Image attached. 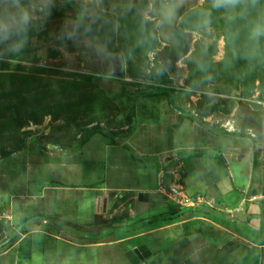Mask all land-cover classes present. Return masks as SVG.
Masks as SVG:
<instances>
[{
    "label": "rangeland",
    "instance_id": "obj_1",
    "mask_svg": "<svg viewBox=\"0 0 264 264\" xmlns=\"http://www.w3.org/2000/svg\"><path fill=\"white\" fill-rule=\"evenodd\" d=\"M180 3L189 45L175 60L151 0H0V20L9 22L0 29V212L8 215L0 255L27 222L51 224L36 210L47 192L96 202L131 248L195 247L199 229L212 236L211 200L179 205L166 194L176 186L197 197L183 181L185 150L221 141L264 154V35L252 36L264 25V0ZM157 62L167 78L152 72ZM146 191L165 208L140 217L154 210L141 205ZM261 257L264 264V249Z\"/></svg>",
    "mask_w": 264,
    "mask_h": 264
},
{
    "label": "crops",
    "instance_id": "obj_2",
    "mask_svg": "<svg viewBox=\"0 0 264 264\" xmlns=\"http://www.w3.org/2000/svg\"><path fill=\"white\" fill-rule=\"evenodd\" d=\"M218 144L216 148L201 146L196 153L185 150L183 175L190 195L200 194L211 200L212 207H209L217 216L211 219L214 235L207 237L205 229H199L195 239L191 234L192 242L200 241L195 247L189 241L182 245L168 241L170 248L166 250L169 248L173 254L162 251L161 244L144 243L142 245L151 253L146 264H162L164 259L167 264H181L187 260L193 264H263L264 154L261 150L246 153L243 148L230 149L221 141ZM202 152L206 155L199 156ZM219 153L223 155L222 161L212 159ZM146 192L148 200H143L141 205H151L154 210L149 213L143 209L140 217L165 208L156 204L159 199L156 194ZM60 195L45 193L36 210L51 224L27 222L18 232L22 238L0 255L1 264H131L126 255L140 245L131 248L132 242L118 237L117 232H123L124 227L115 229L107 221L102 222L103 209L98 208L96 202L84 204L85 195L75 202L66 200L64 193ZM74 206L77 210L70 211ZM59 220L66 222L57 225ZM229 243L233 245L228 251L225 246ZM158 250L163 253L154 254Z\"/></svg>",
    "mask_w": 264,
    "mask_h": 264
},
{
    "label": "water",
    "instance_id": "obj_3",
    "mask_svg": "<svg viewBox=\"0 0 264 264\" xmlns=\"http://www.w3.org/2000/svg\"><path fill=\"white\" fill-rule=\"evenodd\" d=\"M152 16L159 20L158 31L160 40L169 46L167 50L171 53V57L175 60L180 59L187 51L189 45L188 37L185 33L178 29V21L185 11L179 1L171 4L165 3L163 0H151ZM184 41V44H183ZM147 201L148 195H140V201ZM233 243L225 246V250H231ZM131 264H146L151 253L147 246H140L126 255ZM181 264H193L190 260Z\"/></svg>",
    "mask_w": 264,
    "mask_h": 264
},
{
    "label": "built area",
    "instance_id": "obj_4",
    "mask_svg": "<svg viewBox=\"0 0 264 264\" xmlns=\"http://www.w3.org/2000/svg\"><path fill=\"white\" fill-rule=\"evenodd\" d=\"M166 195L169 196L170 200H172L173 202L179 205H183V204L198 205L204 199L201 195H197L196 198L188 197L187 194L182 192V190L179 191V187L176 186L170 187L169 192ZM261 199L264 200V195L261 196ZM6 218H8V215L2 214L0 212V221Z\"/></svg>",
    "mask_w": 264,
    "mask_h": 264
},
{
    "label": "clouds",
    "instance_id": "obj_5",
    "mask_svg": "<svg viewBox=\"0 0 264 264\" xmlns=\"http://www.w3.org/2000/svg\"><path fill=\"white\" fill-rule=\"evenodd\" d=\"M16 5H19V0H15ZM235 3H237V0H216V6L220 7V6H225V5H234ZM14 15V14H12ZM19 22L23 23L24 25H27L29 22V16L27 15V13H24L20 16L19 18ZM9 28V22L7 19L5 20H0V29H3L4 31H7ZM261 35H264V25H256L255 28L253 29L252 32V36L255 37H259Z\"/></svg>",
    "mask_w": 264,
    "mask_h": 264
},
{
    "label": "trees",
    "instance_id": "obj_6",
    "mask_svg": "<svg viewBox=\"0 0 264 264\" xmlns=\"http://www.w3.org/2000/svg\"><path fill=\"white\" fill-rule=\"evenodd\" d=\"M156 70H159L160 75L162 77L167 78V71H166L165 67L162 64L157 62L156 65L153 67L152 72L155 73Z\"/></svg>",
    "mask_w": 264,
    "mask_h": 264
}]
</instances>
